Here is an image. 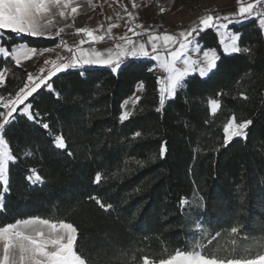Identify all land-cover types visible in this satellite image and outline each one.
<instances>
[{"label": "trees", "instance_id": "trees-1", "mask_svg": "<svg viewBox=\"0 0 264 264\" xmlns=\"http://www.w3.org/2000/svg\"><path fill=\"white\" fill-rule=\"evenodd\" d=\"M202 1L154 0L153 7L194 14ZM230 30L239 35L240 51L232 55L222 54L213 29L198 33L202 49L219 55L216 67L206 78L185 79L161 111L153 61L126 60L115 73L109 67L58 73L52 91L42 88L30 98L38 121L50 128L18 115L3 132L15 159L8 190L0 183V227L32 218L71 223L74 250L85 264H144L145 258L157 264L176 251L221 260L263 255L264 39L255 20ZM57 43L0 30V45L9 50ZM40 65L35 59L17 65L0 53V97L16 94ZM138 83L143 92L121 121L122 104ZM210 100L220 102L214 115ZM231 117L251 124L246 138L225 145ZM55 135L64 137L66 149L54 146ZM158 170L160 179L133 191ZM34 174L41 179L33 182Z\"/></svg>", "mask_w": 264, "mask_h": 264}, {"label": "snow or ice", "instance_id": "snow-or-ice-1", "mask_svg": "<svg viewBox=\"0 0 264 264\" xmlns=\"http://www.w3.org/2000/svg\"><path fill=\"white\" fill-rule=\"evenodd\" d=\"M239 7L238 11L221 17H214L208 15L200 20L198 28H192L186 32L180 33V38L171 35H154L149 34L146 42L140 41L137 43L134 39L130 38L127 33L131 32L134 36L140 35L136 31L140 25L132 26L130 21L136 19L135 13L124 7V12L127 14L128 25L127 32L118 37L123 41L122 44L118 43L115 48H108L106 51L97 50L96 48L79 49L73 51L68 48L69 52H73L72 58L67 63L58 61L45 60L46 65L51 67L45 71L41 69L42 75L34 77L29 74L27 80L29 83L25 84L8 102L2 103L6 111L0 113L2 121L0 122V183L7 191V173L9 169V162L15 158L9 151V145L4 139L3 132L7 125L18 115L27 116L28 120L33 122L38 121L37 113H33V103L30 98H34L35 94L40 90L47 89L52 91L53 78L58 73L65 72L69 69L83 68L85 65H98L109 67L112 72H117L121 69L122 63L126 58H150L156 61L160 68L167 73L166 79H157L156 83L159 85V106L157 111H161L166 103V99H173L177 95V90L181 88L182 82L190 73L198 70L199 75L204 77L211 73L216 67L218 55L215 51H203V66H199L197 60L184 58L182 61L183 66H177V62L181 61L182 57H186L190 46L193 43V33L198 34L209 28L216 27L217 31L220 29H227L229 24L235 19H247L252 16H258L259 25L264 29V11L258 8V5L264 6V0H255L254 3H245V0H237ZM132 7L136 8L137 5L133 0ZM78 12V6L73 0H0V30H5L15 34L17 38L22 36L39 37L44 36L50 26H54L55 22L53 15L58 14L61 19H68ZM117 18H122L117 13ZM109 20L112 18L109 17ZM224 22H219V21ZM100 25V28H103ZM119 27L117 23H111L106 34L111 36L112 29ZM65 31L64 27H60L59 31L55 33L60 36ZM78 34L83 33L88 42L97 43L104 41L105 34H98L99 29L95 32L88 28L78 29ZM238 37L232 35L230 42L224 44L223 51L225 53L232 52L238 53L240 49L237 47ZM86 41L80 40L83 45ZM223 43V41H221ZM150 46V49L149 47ZM197 52L200 49H195ZM162 52L164 54H162ZM0 53L5 58H11L17 65H20L22 60H27L37 56L39 53L33 47H20L7 49L5 46L0 45ZM5 83L3 71H0V86ZM3 98H0L2 100ZM18 106H23L22 111H18ZM211 112L215 113L220 105L216 100L211 101ZM15 114V115H14ZM129 118V112L125 111L120 120L124 121ZM45 130L50 128L47 122H41ZM251 124V121H244L241 123L236 122V118L232 117L223 127L224 144L230 143L233 138H246V129ZM139 136L140 133H135ZM54 146L58 149H66V141L62 135L54 136ZM167 152V144L162 143L160 146V157L163 158ZM33 179L32 176L28 177ZM41 177L34 174V181H39ZM94 182L99 184L101 182L100 174L94 178ZM96 203L105 210L111 208V205H105L99 198H96ZM187 199L181 200V204H186ZM77 240V229L71 223H55L50 222L48 219H24L15 223H10L6 226L0 227V264H85V260L81 255L77 254L74 250V245ZM197 261L198 264H264V256H259L255 259H238V260H221L216 258H207L201 255L200 252H185L176 251L174 255L168 259H161L159 264H179L185 258ZM145 264H148L145 258Z\"/></svg>", "mask_w": 264, "mask_h": 264}, {"label": "crops", "instance_id": "crops-1", "mask_svg": "<svg viewBox=\"0 0 264 264\" xmlns=\"http://www.w3.org/2000/svg\"><path fill=\"white\" fill-rule=\"evenodd\" d=\"M153 1L154 0H134L137 7L133 8L132 3L133 0H73V2L78 6V12L73 16H70L68 19H61L58 15L55 17L56 20L60 21L59 25L61 27L65 28V31L61 34V38L63 42H65L67 45H72L73 50L77 51L79 49H91L96 48L97 50H104L106 51L108 48H115V45L120 43L122 44L123 41L119 40L118 37L120 35H123L125 32H127L128 25L126 24L127 20V14L124 12V7H127L129 11L134 12L136 19L134 21H130L129 23L132 24V26L135 27V25H140V27L136 28V31L140 33L138 36H134L133 33L128 32L127 35L134 39L137 43L140 41L146 42L148 39L149 34L154 35H164V34H171L178 38H180L181 32H186L192 28H198L200 25V20L208 15H213L214 17H223L225 15H231L238 11L239 4L237 0H225L220 5L215 6L214 8L208 9L203 13H196V14H190V15H180L175 14L172 15L169 12H166L163 8H154L153 7ZM93 3L92 6L89 5V3ZM255 0H245V3H254ZM258 8L261 9V11H264V6L258 5ZM117 13L120 14L122 18H117ZM111 17L112 19L109 20L108 18ZM259 18L258 16H252L247 19H235L233 17V22L229 24L227 29H220L217 31L216 27H213L211 29L214 30L217 40L219 42L221 52L224 55H232L236 53L228 52L225 53L223 51L224 44H227L230 42V37L232 35H236L238 37L237 40V47L239 48V35L234 34L230 27L235 25L236 23H245L250 20H255L257 26L261 30L262 38L264 39V29H262L259 25ZM54 19V15H53ZM224 22V21H219ZM111 23H117L119 27L112 29L111 36L106 34V30L108 26ZM100 25H103V28H100ZM82 28H88L90 30H93L94 32L99 29L98 34H105L104 41L92 43L88 42L87 38L83 35V33L78 34V29ZM53 30V26H50L47 29V32L44 36H39L47 38L51 36V31ZM204 32V31H201ZM200 33V32H199ZM193 43L190 46V50L187 53L186 57H182L181 61L177 62V66L182 67V61L184 58L197 60L199 66H203L201 63L203 61V51L212 50L211 48L202 49V46L197 41L198 34L193 33ZM85 40L86 42L81 45L80 40ZM223 41V43H221ZM27 48V46H20ZM17 47V48H20ZM150 49V46H148ZM199 48L200 51L197 52L195 49ZM240 49V48H239ZM216 52V51H215ZM217 53V52H216ZM162 54H164L162 52ZM140 60V61H153L150 58H126V60ZM219 60V55H218ZM217 60V62H218ZM155 70L157 72V79H166L167 73L163 71L162 68H160L159 64L156 61H153ZM87 67H105V66H98V65H85L83 68H76V69H69V70H80ZM210 74V73H209ZM208 74V75H209ZM193 75H197L200 78H206V76L201 77L199 75L198 70L194 73H190L188 77L185 79L192 77ZM25 85V84H24ZM157 89L159 88V85L157 84ZM143 92V87L141 83H138L135 86V92L133 96L124 101L122 104V110L121 115L127 111L129 112V115L131 114L134 105L136 104L137 100L139 99L140 95ZM159 95V91H158ZM169 100V99H166ZM211 101H209V110L212 115L216 114L220 107L217 109L215 113L211 112ZM217 101V100H216ZM217 103L220 105V102L217 101ZM19 107V106H18ZM22 111V108L19 110ZM120 115V116H121ZM24 116V115H22ZM27 118V116H24ZM232 118V117H231ZM230 118V119H231ZM229 119V120H230ZM228 120V121H229ZM239 138V137H236ZM12 161L9 162V164ZM0 253H2V247H0ZM264 256V253L263 255ZM159 264V263H157ZM179 264H198L197 261L191 260L189 258H185L179 262Z\"/></svg>", "mask_w": 264, "mask_h": 264}, {"label": "rangeland", "instance_id": "rangeland-1", "mask_svg": "<svg viewBox=\"0 0 264 264\" xmlns=\"http://www.w3.org/2000/svg\"><path fill=\"white\" fill-rule=\"evenodd\" d=\"M223 1L225 0H204L202 1L196 12V13H203L205 12L206 10L208 9H211V8H214L215 6L217 5H220V3H222ZM90 6L93 5V3H89ZM156 8L160 9V8H163L166 12H169L170 14L172 15H175L173 13H171L167 8L165 7H162L161 5L159 6H156ZM191 14V13H190ZM190 14H180V15H190ZM58 14H55L54 15V26H53V30L51 31V36L47 37L49 39H57L58 40V43L56 44V47L54 48H49V49H41V50H37L38 51V55L35 56V57H32L30 59H27V60H31V59H35L37 61H41V65L38 66L35 70L31 71L29 74L33 75L34 77H38L40 75H42L43 73L41 72V69H44L45 71H47L51 65H46L44 63L45 60H50V61H58V62H61V63H67L71 60L72 58V55H73V52H69L67 49L68 48H72L73 49V46L72 45H67L65 42H63L62 38H61V35L60 36H56L55 33L59 31V28L61 27L59 25L60 21L56 20L55 17H57ZM70 17V16H69ZM59 22V23H58ZM62 34V33H61ZM74 51V50H73ZM1 55L3 56V54L1 53ZM27 60H22L20 65H23L24 63L27 62ZM14 61V60H13ZM28 74V75H29ZM29 83L28 80L26 81L25 84ZM25 86V85H24ZM23 86V87H24ZM22 87V88H23ZM14 96L15 94L12 96V97H4L2 100H0V105H2V103L4 102H8L10 101L11 99H14ZM2 98V97H0ZM2 107V106H0ZM4 109V108H3ZM5 110V109H4ZM6 111V110H5ZM2 121V120H1ZM3 122V121H2ZM226 125V124H225ZM161 175H162V171L161 170H158V171H155L154 173H152L148 179L145 180V182L142 184V185H138V186H135L134 188V192L136 190H139V189H144V188H147L148 186H150L152 183L156 182L158 179L161 178ZM34 181V180H33ZM4 186V185H3ZM5 187V186H4ZM145 264V262H144Z\"/></svg>", "mask_w": 264, "mask_h": 264}]
</instances>
